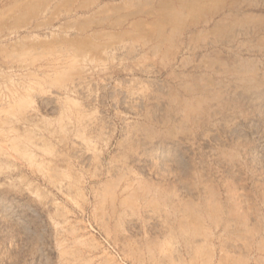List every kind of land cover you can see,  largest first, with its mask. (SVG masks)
Listing matches in <instances>:
<instances>
[{"label":"rangeland","instance_id":"1","mask_svg":"<svg viewBox=\"0 0 264 264\" xmlns=\"http://www.w3.org/2000/svg\"><path fill=\"white\" fill-rule=\"evenodd\" d=\"M0 264H264V0H0Z\"/></svg>","mask_w":264,"mask_h":264}]
</instances>
